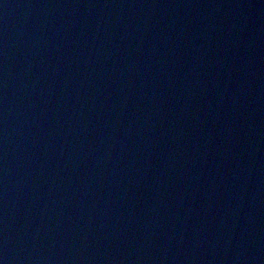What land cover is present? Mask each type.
<instances>
[{
    "label": "water",
    "instance_id": "95a60500",
    "mask_svg": "<svg viewBox=\"0 0 264 264\" xmlns=\"http://www.w3.org/2000/svg\"><path fill=\"white\" fill-rule=\"evenodd\" d=\"M2 264H264V0H0Z\"/></svg>",
    "mask_w": 264,
    "mask_h": 264
},
{
    "label": "snow or ice",
    "instance_id": "6c2138e0",
    "mask_svg": "<svg viewBox=\"0 0 264 264\" xmlns=\"http://www.w3.org/2000/svg\"><path fill=\"white\" fill-rule=\"evenodd\" d=\"M0 264H2V262H0Z\"/></svg>",
    "mask_w": 264,
    "mask_h": 264
}]
</instances>
